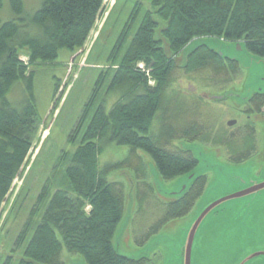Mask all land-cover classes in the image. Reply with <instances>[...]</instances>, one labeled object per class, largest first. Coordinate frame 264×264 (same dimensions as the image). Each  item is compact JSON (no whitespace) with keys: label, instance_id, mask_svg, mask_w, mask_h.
I'll list each match as a JSON object with an SVG mask.
<instances>
[{"label":"rangeland","instance_id":"1","mask_svg":"<svg viewBox=\"0 0 264 264\" xmlns=\"http://www.w3.org/2000/svg\"><path fill=\"white\" fill-rule=\"evenodd\" d=\"M24 1L31 12L41 5L40 0ZM157 9L153 0H105L99 19L81 49L74 52L63 49L53 62L35 66L40 122L33 148L0 210V264L8 261L17 264L24 257L27 241L43 215L47 198L63 180L68 159L78 147L92 114L100 104L110 108L117 100L118 92L110 91L113 73L147 15L157 22V36L161 34L164 38L162 29L167 21L156 13ZM12 15L9 0H4L0 19L6 21ZM201 43L237 59L239 68L220 69L212 64L192 68L191 53ZM172 54L175 65L164 87L154 125L156 129L173 128L175 134L169 135L168 146L190 148L199 159L197 167L166 179L144 150L135 154L128 146L112 143L104 146L99 155L102 167L106 164L115 167L110 169L107 179L124 197L123 218L113 238L115 248L122 255L136 258L161 254L156 264H180L177 249L186 243L194 221L210 204L245 187L241 178L248 177V171L228 160L229 149L248 132L244 110L248 111L249 106L238 101L239 96L247 97L264 87V57L251 53L242 42L200 37ZM20 57L28 62L27 51L21 50ZM140 66L155 85L153 69L143 63ZM23 87L15 86L9 94L14 103L23 101ZM233 119L237 123L229 126V120ZM257 120L258 131H264V123ZM191 128L197 131L191 133ZM205 133L210 140L204 139ZM201 176L206 177L207 183L194 206L184 216L163 224L170 203ZM44 187L47 194L43 201L39 196ZM251 200L237 198L216 207L196 234L195 250L199 244L223 243L229 248L241 243L251 232L254 212H258ZM29 220L32 221L29 233L19 244L18 237ZM201 252L196 264H211L212 260L220 259L204 253L206 250ZM59 259L63 264H89L82 254L70 252L65 245Z\"/></svg>","mask_w":264,"mask_h":264},{"label":"trees","instance_id":"2","mask_svg":"<svg viewBox=\"0 0 264 264\" xmlns=\"http://www.w3.org/2000/svg\"><path fill=\"white\" fill-rule=\"evenodd\" d=\"M0 0V10L3 8ZM28 10L24 0H9L12 17L0 19V210L33 148L40 122L35 95V66L53 62L63 49H81L94 29L105 0H40ZM156 13L167 25L157 36V22L147 15L138 26L122 62L113 73L110 91L118 92L110 108L103 103L92 114L78 147L65 167L63 180L47 198L17 264H63V245L82 254L89 264H146L141 257L120 254L113 244L124 214V197L107 179L99 155L107 144L146 151L159 173L175 178L195 169L199 159L189 149L168 145L173 128L156 129L154 121L163 102V90L175 65L174 54L200 37L243 42L253 54L264 57V0H153ZM30 11V12H29ZM28 52V62L20 51ZM192 68L206 64L238 69L239 61L221 55L207 44L191 53ZM140 63L152 68L150 83ZM240 65V64H239ZM241 67V66H240ZM24 99L14 103L9 94L23 86ZM60 84H57L56 93ZM19 91V90H18ZM250 112H262L264 98L255 95ZM81 126V125H79ZM82 129V128H81ZM78 128V132H79ZM189 131H197L191 128ZM204 134V139H211ZM171 137V139H172ZM168 139V140H167ZM231 146V143L228 144ZM185 194L170 203L163 220L182 217L201 196L207 179L201 176ZM44 187L39 199H45ZM44 201V200H43ZM29 220L18 243L29 233ZM6 264H10L9 261Z\"/></svg>","mask_w":264,"mask_h":264},{"label":"flooded vegetation","instance_id":"3","mask_svg":"<svg viewBox=\"0 0 264 264\" xmlns=\"http://www.w3.org/2000/svg\"><path fill=\"white\" fill-rule=\"evenodd\" d=\"M255 95H260L264 98V87H260L247 97L239 96L240 101L238 102L241 105L245 104L249 106L252 104ZM249 109L250 107L247 109L248 111L244 110L246 112V119H248L246 124L248 132L246 135L240 136L242 139L235 144L236 146L234 148L229 149L231 156L228 159L234 164L236 163L242 166L239 168H244V170L248 171L249 176L241 178V181L245 185L244 188L256 186L264 182V131L259 132L256 126L259 121L257 119H260V122L264 123V107L262 112L255 114L250 112ZM253 114L256 115L255 118ZM233 121H235L233 125H230L229 122L228 125L234 126L237 120L233 119ZM225 134L227 133L225 132ZM245 197H250L252 199L251 205L255 204V208L258 207V212H254L252 217L251 232L243 238L241 243H236L233 247L229 248H225L229 245L223 243L207 244V246L205 244H199V248L195 250L194 244L192 248V264H196V257L202 255L203 253L201 251L203 250H206L204 253H210L220 257V259L212 260L211 264H264V211H262L264 209V189L254 191ZM200 246L206 248H200ZM185 252V244L181 249H177L180 264H185ZM160 255L154 254L153 257L141 256V258H143L146 264H156L158 263L159 257H161Z\"/></svg>","mask_w":264,"mask_h":264},{"label":"water","instance_id":"4","mask_svg":"<svg viewBox=\"0 0 264 264\" xmlns=\"http://www.w3.org/2000/svg\"><path fill=\"white\" fill-rule=\"evenodd\" d=\"M243 43V42H242ZM207 44V43H204ZM244 44V43H243ZM245 46V45H244ZM222 55V54H221ZM228 57V56H227ZM231 58V57H229ZM231 59H235V58H231ZM235 123V121H230L229 124L233 125ZM198 177V176H197ZM196 178V177H195ZM194 178V179H195ZM189 187H185L180 193L179 196H181L185 190H187ZM264 189V182L256 185V186H252L249 188H244L241 189L237 192H234L232 194L226 195L225 197L213 202L212 204H210L207 208H205V210L200 214V216L194 221V223L192 224L191 228L189 229L188 232V236L186 239V243H185V248H186V252H185V264H192V248L195 242V238H196V234L202 224V222L205 220V218L219 205L233 200V199H237V198H242L245 197L249 194H251L254 191H258V190H262ZM118 251V250H117ZM119 252V251H118ZM121 254V253H120Z\"/></svg>","mask_w":264,"mask_h":264}]
</instances>
